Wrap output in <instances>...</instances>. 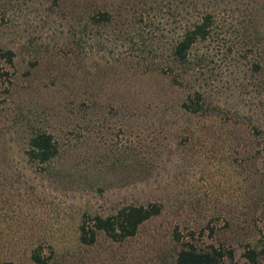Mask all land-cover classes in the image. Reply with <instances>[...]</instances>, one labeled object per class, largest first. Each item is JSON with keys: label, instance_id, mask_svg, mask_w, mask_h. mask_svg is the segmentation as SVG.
I'll use <instances>...</instances> for the list:
<instances>
[{"label": "rangeland", "instance_id": "rangeland-1", "mask_svg": "<svg viewBox=\"0 0 264 264\" xmlns=\"http://www.w3.org/2000/svg\"><path fill=\"white\" fill-rule=\"evenodd\" d=\"M206 1L0 0V264H35L36 247L45 264H174L184 240L248 264L264 242V0H208L217 35L180 66L171 44ZM37 130L58 143L43 165L25 155ZM153 202L134 235L80 241L86 216Z\"/></svg>", "mask_w": 264, "mask_h": 264}, {"label": "trees", "instance_id": "trees-1", "mask_svg": "<svg viewBox=\"0 0 264 264\" xmlns=\"http://www.w3.org/2000/svg\"><path fill=\"white\" fill-rule=\"evenodd\" d=\"M194 6L196 8L195 12L191 15L188 23L184 24L177 33L170 47V58L180 66H185L190 62V51L196 43L215 38L217 30H219L220 20L218 18V12L212 8L214 7L213 4H209L207 0L200 7H197V4ZM179 13L181 15L184 14L181 8ZM247 15L250 17L249 14ZM252 17L254 16L252 15ZM107 18L108 15L106 12H99L91 19L94 22H100L106 21ZM258 30L259 24L256 23L251 31L259 35ZM13 56L14 54L10 49H2L0 47V62L11 63ZM253 66L256 70L259 69L257 63L253 64ZM3 75H6V72L1 69L0 65V77ZM173 79L178 78L177 76H172ZM181 107L187 112H199L201 109V95L197 91H194L192 94L189 93L185 100L181 102ZM57 153L58 143L50 132L37 130L30 133L27 137L25 155L30 161L43 165L56 157ZM159 211L160 205L153 202L144 205H124L115 212L105 216L97 214L86 216L89 222L86 223L85 219L82 220L79 226V239L82 243L90 244L95 240V232L102 231L112 240L120 241L134 235L137 227L143 221L157 215ZM263 253L264 242L259 247L247 243L244 246L242 254L248 264H257ZM232 257L233 252L229 248H223L213 244L199 248L188 240H184L176 252L174 264H222L225 259L231 260ZM30 258L35 264L46 263V259L41 256L38 247L33 248Z\"/></svg>", "mask_w": 264, "mask_h": 264}]
</instances>
